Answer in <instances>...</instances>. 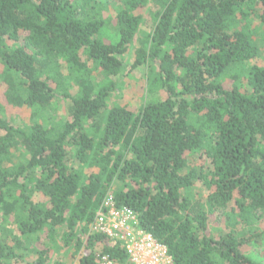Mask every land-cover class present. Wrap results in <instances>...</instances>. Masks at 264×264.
<instances>
[{
    "label": "trees",
    "instance_id": "1",
    "mask_svg": "<svg viewBox=\"0 0 264 264\" xmlns=\"http://www.w3.org/2000/svg\"><path fill=\"white\" fill-rule=\"evenodd\" d=\"M108 2L0 0L8 101L48 109L63 100L70 118L25 128L0 117L5 217L24 238L46 233L53 244L65 228V246L85 249L80 264H99L103 256L131 264L120 242L89 234L116 184L118 206L139 214L173 264H260L242 251L252 242L245 229L233 224L217 238L209 226L230 205L240 220L264 215V66L247 64L261 53L248 22L259 21L264 41V0H121L113 40L106 34L111 20L103 16ZM141 10L151 19L148 35ZM150 66L157 68L159 96L138 111L109 108L116 86L96 92L93 70L128 77ZM14 151L26 158L13 162ZM194 153L207 167L190 166ZM197 181L206 198L193 195ZM13 241L0 243V264L21 258L15 247L23 239ZM51 251H38L32 264H48Z\"/></svg>",
    "mask_w": 264,
    "mask_h": 264
},
{
    "label": "rangeland",
    "instance_id": "2",
    "mask_svg": "<svg viewBox=\"0 0 264 264\" xmlns=\"http://www.w3.org/2000/svg\"><path fill=\"white\" fill-rule=\"evenodd\" d=\"M108 6L103 11L105 18H110L109 28L106 30V34L110 39H115V21L117 14L122 9L121 0H108ZM140 13L145 16V21L148 28L143 27L142 31L148 35L150 32L151 19L148 12L141 10ZM250 29L255 34V39L261 44L260 56L256 59L249 61V66L258 65L264 66V41H263V28L259 21L252 17L248 22ZM140 35L137 37L139 38ZM23 41V40H22ZM9 45L16 47L17 44L9 42ZM138 45V43H136ZM128 61H132L134 56L133 52L126 56ZM4 67L0 64V104H2V110L0 117L7 119L13 125L22 126L25 128L30 127L33 121H37L44 125L49 126L51 123L60 124L66 120H69L68 103L63 100H57L51 108L43 109L40 106L36 107H14L7 99V85L2 81V74H4ZM157 68L155 66L142 67L134 71L128 77L123 76H106L102 72L93 70L92 80L98 92L102 88H113L115 91L110 95L108 99L109 108L114 107H129L135 111L140 110L150 99L154 100V96H159L157 89L153 87V80L155 78ZM224 84L232 86L233 80L226 78ZM163 96V95H161ZM74 150V149H73ZM72 150V152H74ZM26 155L24 152L14 151L12 154V160L15 163H19ZM207 161L205 157L200 153H194L189 155V164L195 169H201L207 167ZM94 172L97 173L98 169L84 170V173ZM117 191V185L114 184L106 194H113L115 196ZM193 195L195 198H206L208 191L205 185L201 181L195 183L193 189ZM233 206L230 205L227 209L216 212L212 215L211 224L209 226V233L212 236L219 237L227 232V230L233 225L245 229V236L252 237V242L242 247V251L248 256L252 257L260 264H264V215L257 213L255 215L250 214L247 219L240 220L238 215H233ZM241 221V222H240ZM81 228L77 229V233L81 236V239H86L81 234ZM67 230L64 228L58 231L56 236V242L53 244L48 240L46 233H39L24 238L19 231L17 225H15L10 219L5 217L4 211L0 208V243L7 240L8 246L15 245L13 238L18 236L23 239L22 248L15 247L17 255H20L19 259L8 260L5 264H32L36 259L38 251L50 247L52 249L50 253V262L48 264H80L81 258L84 256V250L76 253L75 244L65 246L63 236ZM89 234H98L94 230V226H89ZM98 254L102 251V247H97ZM101 264V260H98ZM117 264V263H114Z\"/></svg>",
    "mask_w": 264,
    "mask_h": 264
},
{
    "label": "built area",
    "instance_id": "3",
    "mask_svg": "<svg viewBox=\"0 0 264 264\" xmlns=\"http://www.w3.org/2000/svg\"><path fill=\"white\" fill-rule=\"evenodd\" d=\"M94 230L121 243L131 264H173L168 247L141 227L139 214L128 206H118L116 197L107 194L94 218ZM101 264H114L109 256Z\"/></svg>",
    "mask_w": 264,
    "mask_h": 264
}]
</instances>
